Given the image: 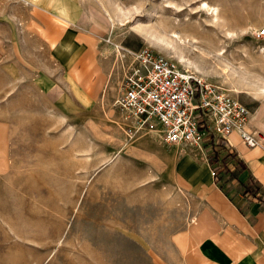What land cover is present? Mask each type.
<instances>
[{"label":"rangeland","instance_id":"374dc122","mask_svg":"<svg viewBox=\"0 0 264 264\" xmlns=\"http://www.w3.org/2000/svg\"><path fill=\"white\" fill-rule=\"evenodd\" d=\"M66 3L109 63L94 102L70 87L57 52L26 34L24 5L0 0V264H156L170 252L159 214L125 203L128 167L113 161L137 126L115 103L132 55L160 53L251 113L264 106V0Z\"/></svg>","mask_w":264,"mask_h":264},{"label":"crops","instance_id":"0c3cea01","mask_svg":"<svg viewBox=\"0 0 264 264\" xmlns=\"http://www.w3.org/2000/svg\"><path fill=\"white\" fill-rule=\"evenodd\" d=\"M16 1L24 5L26 34L57 52L79 96L98 100L109 84L99 35L70 15L66 0ZM246 127L258 140L253 147L236 132L197 147L168 144L138 126L127 130L113 161L128 167L125 203L159 214V240L170 252H158L156 264H264L263 105L253 108Z\"/></svg>","mask_w":264,"mask_h":264},{"label":"built area","instance_id":"2783aa9c","mask_svg":"<svg viewBox=\"0 0 264 264\" xmlns=\"http://www.w3.org/2000/svg\"><path fill=\"white\" fill-rule=\"evenodd\" d=\"M263 35L264 30L256 32L258 38ZM132 56L115 103L138 127L168 144L212 145L231 132L248 147L258 144L246 127L250 111L237 97L151 49Z\"/></svg>","mask_w":264,"mask_h":264},{"label":"bare ground","instance_id":"6f19581e","mask_svg":"<svg viewBox=\"0 0 264 264\" xmlns=\"http://www.w3.org/2000/svg\"><path fill=\"white\" fill-rule=\"evenodd\" d=\"M201 6L205 11H207L209 14H211L213 19L216 21V18L218 16L217 8L214 6H210L206 1H203ZM228 34L232 35L233 33L228 32ZM172 36L175 38H178V40H182L181 39L182 37L176 33L172 34Z\"/></svg>","mask_w":264,"mask_h":264},{"label":"trees","instance_id":"16d2710c","mask_svg":"<svg viewBox=\"0 0 264 264\" xmlns=\"http://www.w3.org/2000/svg\"><path fill=\"white\" fill-rule=\"evenodd\" d=\"M215 173H216V170H215Z\"/></svg>","mask_w":264,"mask_h":264}]
</instances>
